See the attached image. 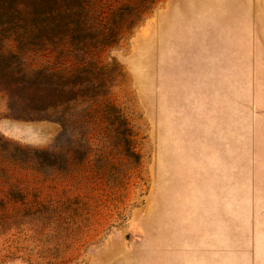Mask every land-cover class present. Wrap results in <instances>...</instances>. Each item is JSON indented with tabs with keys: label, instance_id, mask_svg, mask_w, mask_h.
<instances>
[{
	"label": "rangeland",
	"instance_id": "obj_1",
	"mask_svg": "<svg viewBox=\"0 0 264 264\" xmlns=\"http://www.w3.org/2000/svg\"><path fill=\"white\" fill-rule=\"evenodd\" d=\"M86 16L118 21L88 63L5 41L0 264H264V0H91ZM92 62L128 143L90 84L40 110L38 71Z\"/></svg>",
	"mask_w": 264,
	"mask_h": 264
},
{
	"label": "trees",
	"instance_id": "obj_2",
	"mask_svg": "<svg viewBox=\"0 0 264 264\" xmlns=\"http://www.w3.org/2000/svg\"><path fill=\"white\" fill-rule=\"evenodd\" d=\"M94 7L92 11H96ZM91 10V0H0V64L5 63V41L15 37L20 44L22 39L31 40L35 48L57 50L58 55H72L76 60L89 62L90 53L111 47L118 21L111 19L89 18L86 13ZM88 59V61L86 60ZM105 67L97 62L75 69V73L66 74V70L38 71L37 89H48V99L39 97L40 110L45 111L61 107L64 109L80 95L67 97L68 91H77L76 86L90 84L91 91H85L83 98L96 104L95 110L104 116L110 115L121 121V134L128 143L130 127L119 107L113 104L105 94L97 92L90 83L95 72ZM71 82V83H68ZM87 92V93H86ZM61 110L60 120L66 125L67 115ZM86 112H88L86 110Z\"/></svg>",
	"mask_w": 264,
	"mask_h": 264
}]
</instances>
